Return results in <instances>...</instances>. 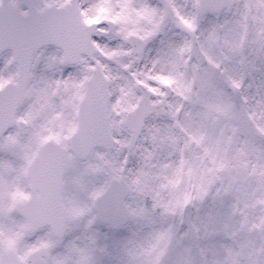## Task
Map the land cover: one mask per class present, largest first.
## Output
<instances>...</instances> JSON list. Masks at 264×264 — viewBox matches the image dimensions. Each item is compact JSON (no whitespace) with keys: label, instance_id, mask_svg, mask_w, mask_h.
Masks as SVG:
<instances>
[{"label":"snow or ice","instance_id":"1","mask_svg":"<svg viewBox=\"0 0 264 264\" xmlns=\"http://www.w3.org/2000/svg\"><path fill=\"white\" fill-rule=\"evenodd\" d=\"M0 264H264V0H0Z\"/></svg>","mask_w":264,"mask_h":264}]
</instances>
